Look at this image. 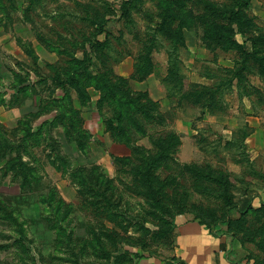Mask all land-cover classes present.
Listing matches in <instances>:
<instances>
[{
    "label": "rangeland",
    "instance_id": "1",
    "mask_svg": "<svg viewBox=\"0 0 264 264\" xmlns=\"http://www.w3.org/2000/svg\"><path fill=\"white\" fill-rule=\"evenodd\" d=\"M227 1L0 0V120L10 108L16 120L0 124V264H124L161 254L175 220L194 218L230 221L240 264H264V0L243 9L252 18L243 36L234 23L217 33L203 16L204 5ZM170 14L186 20L173 73L164 35L179 21ZM237 44L254 58L240 61ZM86 71L125 78L121 88L152 118L129 111L119 123L114 99L123 97L93 87ZM211 76L229 85L206 92L204 114L190 95L166 97L167 86L201 90L191 85L210 86ZM158 89L165 97L155 100ZM169 134L180 144L145 177L137 155L155 157ZM113 144L129 155H114Z\"/></svg>",
    "mask_w": 264,
    "mask_h": 264
},
{
    "label": "trees",
    "instance_id": "2",
    "mask_svg": "<svg viewBox=\"0 0 264 264\" xmlns=\"http://www.w3.org/2000/svg\"><path fill=\"white\" fill-rule=\"evenodd\" d=\"M249 6H250V0H228L227 5H224L222 8H219V9L213 8V7L208 6V5H204L203 6V11H204L203 16L204 17H208V16L213 17L210 20L211 21L210 24L212 23V25H215V27L217 28V30H216L217 33H219L220 28H222V27L224 28L226 26H229L230 23H234L238 29L237 33H239L240 35L243 36L244 31L241 30L242 25H245L248 27L249 24H247L246 21H248V23H252V21H251L252 18L251 17L250 18L245 17V15L247 13L243 11V9H248ZM165 8H168V5H166ZM169 18L174 19V21H179L178 24L172 25L170 28V31H167L166 34L164 35L165 39H167V42H168V52H167V61H168V65H169L168 72L173 73L172 68H174V67H175L174 69H176V70H179V71L182 70V63L179 61V57H178L179 53L178 52L180 51V48H182L184 46L183 45V41H184L183 28L185 27L184 23L186 20L184 18H182L181 16H174V14H170ZM162 21L163 22L161 25L164 24L165 17H163ZM161 28L159 27L157 30L160 31ZM216 28H214V29H216ZM108 37H110V35L108 33H105V44L103 47H106V50H105L106 53L105 54L109 56L110 51H112L113 47H112ZM229 38L227 39V42L233 43L234 40H230ZM219 39H221V36L219 37ZM247 40L250 41L253 46L255 45L254 40H252L250 38H247ZM145 44L147 47H149V43H145ZM236 48H239V50L241 51V54H243L244 58H242V60H240V61H243L244 64H245V60H247L249 58H254V52H247V51L243 50V48L241 49V47L238 44L236 45ZM146 53H147V51H146ZM170 58H171V60H170ZM115 62H117V61L115 60ZM259 65L261 66V69H260L258 74L261 76V78L264 79L263 75H261V71H264V67L262 66L261 62ZM139 68H144L143 62L135 65V73L139 74V72H141V71H139L140 70ZM242 68L245 69V66H242ZM142 73H143L142 76L141 77L139 76L140 78H143V77L149 75L150 70L143 71ZM85 74L87 76L86 77L87 79L89 78V79L94 80V82H96L93 85V87H95V88H97V82H102L103 83L102 89H104L105 94L106 95L108 94L111 98L114 99V96L115 95L117 96L118 92L121 94V96L123 98L114 99L115 103H117L116 109L114 110V115H115V119L119 123L122 120V118L124 117V114H126L129 111L140 114L145 120L152 118V115L147 110H145V108H144L145 106L143 104H141L142 102L138 99V97L131 96L128 93L127 89L123 90L121 88L123 86L124 87L127 86V82H126L125 78L115 76V75L112 78H110L107 75V73H101V74L98 73V74H94L96 76H90V74H88L86 71ZM98 75L100 78H98ZM208 78L211 80V83H212L210 86H203L200 84H192L191 85L194 88L195 87L198 88V86H202L201 90H186L185 91L184 86H182L183 85L182 81L179 82V86H175L176 88H173L174 86H167L166 97L174 96L171 93L175 92V91H179L177 96L181 97V98H183V97L186 98L188 95H190L193 99H195V101L197 103L201 104V107L203 108L202 114H204V111H205L204 107H207L205 101L210 100V97H211V94H208V95H206L207 97H204L206 92H208V91L212 92L213 90H216V89H217V91H219L218 89L222 83L224 86L229 85V83L227 82L228 79L222 78L221 76H217V78L211 76ZM214 78H216V79L214 80ZM229 79L231 82V78H229ZM115 92H116V94H115ZM213 94H216V93L213 92ZM104 95H103V97L100 96V98L102 100L101 103L104 100L106 101V96H104ZM216 96H217V98H221V96L218 94H216ZM147 98L148 97L146 96V101L150 102V99L148 98L149 100H147ZM108 99H110V98H108ZM213 100H214V97H213ZM101 103H99V104H101ZM219 103H221L220 100L216 101L212 105L210 110L212 111V110H214V108H217L215 110L221 109ZM210 110H208V111H210ZM120 127L121 126L119 124V129L117 130L118 133H116V135L124 134V129H122ZM115 129H117V128H115L112 125L111 126L108 125L106 127V131L108 133H110L111 135L115 134L114 133ZM160 141L161 140H158L156 142V146H157L158 150L155 154V157L151 158V157L145 156L144 154L137 155L138 158H140V160L142 162H144V164L146 166L145 177L151 176L150 174H151L152 170H154V166H155L157 161L161 160L162 158H166L169 156V153H171V151H170L171 149H170V147H168V145H170L172 142L174 143V145L180 144L179 139L173 134H169L167 139L162 141V144L159 145L158 143H160ZM168 141H169V144L167 143V145H165L166 142H168ZM132 152L133 151L131 150V153ZM127 158L128 157H124V159H127ZM210 179L217 181L221 184H224V180H223L222 175L219 177L217 175L211 176ZM224 199L227 202L228 209H232L236 206L228 196L227 197L225 196ZM154 203L156 204L155 201H154ZM195 219H199V221L201 223H203L211 232L213 231V232L217 233L218 231L221 230V225H225L226 226V232L232 233V230H230V227H229L230 221L221 224L219 226V228H213L210 225V223H208L207 221H205L201 218H195ZM237 220H239V218ZM237 220H234L232 222L236 223ZM232 235H233V233H232ZM178 264H184V263L179 262Z\"/></svg>",
    "mask_w": 264,
    "mask_h": 264
},
{
    "label": "crops",
    "instance_id": "3",
    "mask_svg": "<svg viewBox=\"0 0 264 264\" xmlns=\"http://www.w3.org/2000/svg\"><path fill=\"white\" fill-rule=\"evenodd\" d=\"M157 94L155 100L165 97L163 89H158ZM13 110L8 109L5 114L7 118L0 120V124L5 126L16 121L15 117H12ZM112 146L120 152L114 155H129L128 147L115 144ZM239 248L240 242L232 233L226 232L225 225H221V230L215 233L199 219H177L171 246L167 250L156 255L131 257L124 264H240L242 253Z\"/></svg>",
    "mask_w": 264,
    "mask_h": 264
}]
</instances>
